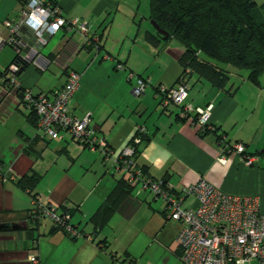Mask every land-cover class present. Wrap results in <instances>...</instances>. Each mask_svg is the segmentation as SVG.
<instances>
[{"label": "crops", "instance_id": "0c3cea01", "mask_svg": "<svg viewBox=\"0 0 264 264\" xmlns=\"http://www.w3.org/2000/svg\"><path fill=\"white\" fill-rule=\"evenodd\" d=\"M52 1L65 17L88 21L89 36L98 40V47L85 46L78 34L60 32L41 50L38 65L18 78L20 88L48 95L64 86L68 71L78 73L70 113L79 119L89 114L97 136L116 151L143 127L149 138L140 145L136 164L147 170L148 178L164 180L176 191L204 178L224 193L257 197L264 213V75L254 86L246 71L227 68L223 90L190 75L186 103L212 106L210 124L216 132L201 134L194 117L181 119L177 108L160 106L156 89L176 86L183 49L146 40L147 34L156 35L149 20L150 0ZM18 5V0H0V41L8 37L2 23L16 17ZM15 56L11 46L0 44V65H5L0 70ZM129 75L151 81L143 96L133 95L136 78ZM28 115L2 81L0 168L7 179H0V264H32L33 255L39 264H183L176 242L181 224L167 219L165 204L148 190L135 187L107 226L94 233L90 218L125 173L115 172L99 152L69 137L57 142L41 138ZM237 143L258 157L255 165L243 164L233 150ZM28 176L38 179L35 193L72 209V223L82 232L79 238L55 231L49 221H32L31 196L17 184ZM193 204L188 198L183 208Z\"/></svg>", "mask_w": 264, "mask_h": 264}, {"label": "built area", "instance_id": "2783aa9c", "mask_svg": "<svg viewBox=\"0 0 264 264\" xmlns=\"http://www.w3.org/2000/svg\"><path fill=\"white\" fill-rule=\"evenodd\" d=\"M18 11L14 19L4 21L3 27L8 37L0 44L11 46L18 58V64L9 67L7 87L21 95V105L37 117L36 129L43 139L62 141L64 137L78 142L90 151L99 152L105 164H110L115 172H124L130 187H139L150 191L156 199L165 204L167 219L177 221L181 228L176 236L180 249V261L183 264H264V213L260 211L259 199L251 196H238L224 193L213 187L206 179L199 178L195 183L183 186L176 191L173 185L164 180H152L143 176L134 161L136 146L146 137L143 127L123 150H112L97 136L90 125V115L76 118L70 113L71 102L79 89L80 75L68 71L64 86L48 95H33L22 90L16 74L20 63L38 65L41 50L50 40L62 31L78 34L84 39L85 46L98 47L97 39L89 36L90 23L78 18H67L60 7L51 0H18ZM118 70H123L117 66ZM187 70L176 86L157 88L160 106L163 109L175 107L181 119H192L201 134L213 133L215 127L210 124L212 106L194 108L187 104ZM134 76L129 75V79ZM151 81L148 78H136L132 90L135 97H141ZM247 167L258 162L256 155H248L243 144L233 146ZM224 163V159L218 160ZM0 179L6 180L0 168ZM193 199V206L183 208V202ZM31 217L33 221H49L52 227L77 239L81 232L71 223L68 213L59 206L51 204L41 195L31 197ZM67 209V206L65 205ZM29 262L39 264L33 255Z\"/></svg>", "mask_w": 264, "mask_h": 264}, {"label": "trees", "instance_id": "16d2710c", "mask_svg": "<svg viewBox=\"0 0 264 264\" xmlns=\"http://www.w3.org/2000/svg\"><path fill=\"white\" fill-rule=\"evenodd\" d=\"M262 16L264 12L255 0H150L149 20L154 21L166 32L168 38L162 40L157 34H147L146 40L154 45L172 39L178 42L183 49L179 59L182 67L181 77L189 70L187 78L196 75L215 88L223 90L229 81L226 69L231 68L237 72L246 71L247 81L259 86L260 78L264 75ZM16 63L18 64L17 56L7 68L0 70V83L3 81L6 87L9 67ZM29 67L30 65L20 63L16 77L19 78ZM15 94L21 100V95ZM27 119L36 128L35 113L29 111ZM148 138L142 137L141 144L147 142ZM140 145L135 149L133 157L135 162ZM140 169L143 176L147 177V170ZM126 179L125 174V178L116 183L98 211L90 218L94 233L97 234L107 226L122 202L134 189L128 185ZM37 182L35 176H28L18 180L17 184L32 197L38 194L34 192ZM59 208L70 215L72 223V209L68 206L66 209L65 205H60ZM52 228L59 231L55 227Z\"/></svg>", "mask_w": 264, "mask_h": 264}, {"label": "rangeland", "instance_id": "374dc122", "mask_svg": "<svg viewBox=\"0 0 264 264\" xmlns=\"http://www.w3.org/2000/svg\"><path fill=\"white\" fill-rule=\"evenodd\" d=\"M255 2L260 7V9L262 10V12H264V0H255ZM262 18H264V16H262ZM168 44H171V45L175 46V45L178 44V42L176 40L172 39V40H169L168 41ZM7 51H8V48H7ZM3 58L4 57H2L0 61L3 62V60H4ZM2 64H5V63H2ZM1 66L4 67L5 65H0V69H1ZM242 73H245V71H242ZM134 77L137 78V79L140 78V77H138V75H137V77L136 76H134ZM143 78H145V77H143ZM52 142H57V141H52Z\"/></svg>", "mask_w": 264, "mask_h": 264}, {"label": "water", "instance_id": "95a60500", "mask_svg": "<svg viewBox=\"0 0 264 264\" xmlns=\"http://www.w3.org/2000/svg\"><path fill=\"white\" fill-rule=\"evenodd\" d=\"M151 25L154 27L155 31H156V34L158 35V37H160L162 40H166L168 38V34L164 31H162L158 26L157 24L154 22V21H151ZM4 227V226H2ZM0 226V228H2Z\"/></svg>", "mask_w": 264, "mask_h": 264}]
</instances>
